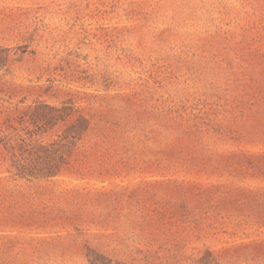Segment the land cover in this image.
<instances>
[{
    "label": "rangeland",
    "instance_id": "1",
    "mask_svg": "<svg viewBox=\"0 0 264 264\" xmlns=\"http://www.w3.org/2000/svg\"><path fill=\"white\" fill-rule=\"evenodd\" d=\"M0 264H264V0H0Z\"/></svg>",
    "mask_w": 264,
    "mask_h": 264
},
{
    "label": "trees",
    "instance_id": "2",
    "mask_svg": "<svg viewBox=\"0 0 264 264\" xmlns=\"http://www.w3.org/2000/svg\"><path fill=\"white\" fill-rule=\"evenodd\" d=\"M49 110H58L59 115L58 117L62 118L63 116H66L71 113V109L68 106L63 105L61 108H54L49 107ZM49 118H54L53 115L49 116ZM84 120L81 118L78 119L77 123L74 125V131L73 135H71L73 138H77L81 135L82 129L81 124ZM31 152V150L23 149L22 152ZM67 153L64 149L61 151L60 154L57 156H54L53 159H56L55 163L49 164L45 167H42L38 164H30V165H19L17 167V170L21 176H33V175H39L44 173L45 175H51L56 173L61 169L62 164L67 163Z\"/></svg>",
    "mask_w": 264,
    "mask_h": 264
}]
</instances>
